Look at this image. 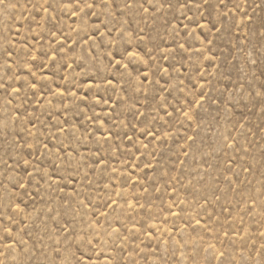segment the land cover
Listing matches in <instances>:
<instances>
[{
  "label": "rangeland",
  "instance_id": "1",
  "mask_svg": "<svg viewBox=\"0 0 264 264\" xmlns=\"http://www.w3.org/2000/svg\"><path fill=\"white\" fill-rule=\"evenodd\" d=\"M0 264H264V0H0Z\"/></svg>",
  "mask_w": 264,
  "mask_h": 264
}]
</instances>
